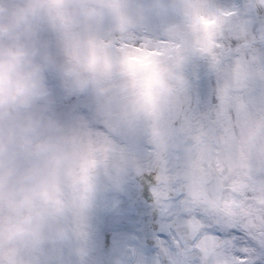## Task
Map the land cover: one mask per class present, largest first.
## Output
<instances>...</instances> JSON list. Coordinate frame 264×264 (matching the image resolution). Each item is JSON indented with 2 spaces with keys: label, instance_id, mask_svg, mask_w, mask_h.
Listing matches in <instances>:
<instances>
[{
  "label": "clouds",
  "instance_id": "obj_1",
  "mask_svg": "<svg viewBox=\"0 0 264 264\" xmlns=\"http://www.w3.org/2000/svg\"><path fill=\"white\" fill-rule=\"evenodd\" d=\"M201 15L200 0H0V264H62L64 245L84 235L97 195L123 182L119 171L110 183L102 176L115 163L111 140L56 118L49 71L60 74L69 94L91 91L111 129L131 132L144 124L164 146L162 117L184 94L181 68L203 31ZM172 17L178 19L169 23ZM153 18L169 23L189 47L124 44L114 58L116 43ZM45 32L56 36L60 52ZM228 103L248 114L234 89ZM239 135L264 153V112ZM185 259L179 248L172 264Z\"/></svg>",
  "mask_w": 264,
  "mask_h": 264
},
{
  "label": "rangeland",
  "instance_id": "obj_2",
  "mask_svg": "<svg viewBox=\"0 0 264 264\" xmlns=\"http://www.w3.org/2000/svg\"><path fill=\"white\" fill-rule=\"evenodd\" d=\"M200 7L203 31L195 50L186 52L181 68L184 94L169 104L162 117L168 127L164 146L153 140L144 124L131 132L111 129L91 91L69 94L60 74L49 71L56 118L67 128L83 126L92 136L111 140L115 163L102 170V176L106 183L117 171L123 176L120 187H108L97 195L84 220V235L74 245H64L62 264H117L118 260L172 264L179 246L171 217L154 192L160 171L165 165L173 173L182 169L189 151L209 134L222 132L224 125L239 136L241 113L228 103L230 89L244 98L251 117L264 112V0H200ZM177 19L172 17L169 23ZM169 23L151 19L131 38L118 41L113 57L122 55L124 44L152 45L167 38L183 52L189 45L173 34ZM43 39L53 51H61L53 33H43ZM74 248H82L83 254ZM189 264H200V260L194 257Z\"/></svg>",
  "mask_w": 264,
  "mask_h": 264
},
{
  "label": "snow or ice",
  "instance_id": "obj_3",
  "mask_svg": "<svg viewBox=\"0 0 264 264\" xmlns=\"http://www.w3.org/2000/svg\"><path fill=\"white\" fill-rule=\"evenodd\" d=\"M250 120L241 114V133ZM158 180L154 192L186 252L184 264L194 257L200 264H264V153L242 135L224 125L189 151L182 169L165 165Z\"/></svg>",
  "mask_w": 264,
  "mask_h": 264
}]
</instances>
